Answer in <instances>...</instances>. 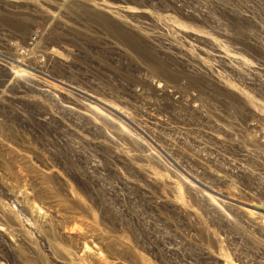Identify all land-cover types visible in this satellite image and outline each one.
Wrapping results in <instances>:
<instances>
[{
  "label": "rangeland",
  "instance_id": "1",
  "mask_svg": "<svg viewBox=\"0 0 264 264\" xmlns=\"http://www.w3.org/2000/svg\"><path fill=\"white\" fill-rule=\"evenodd\" d=\"M0 264H264V0H0Z\"/></svg>",
  "mask_w": 264,
  "mask_h": 264
}]
</instances>
